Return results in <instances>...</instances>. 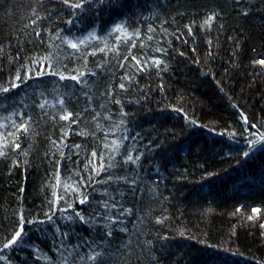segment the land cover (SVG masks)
<instances>
[{"label":"trees","instance_id":"obj_1","mask_svg":"<svg viewBox=\"0 0 264 264\" xmlns=\"http://www.w3.org/2000/svg\"><path fill=\"white\" fill-rule=\"evenodd\" d=\"M121 3L122 8L99 13L89 8L73 15V9L62 0H50L47 10L37 0H0V85L20 84L14 79L17 70L23 76L33 66V57L40 59L49 53L58 58L59 71L73 75L84 71L83 80L87 81L81 85L44 76L39 89L33 79L0 95V124L8 125L0 132L15 133V138L8 136L9 144L0 148L6 153L0 157V242L11 239L21 215L44 219L49 202L61 193L68 202H75L76 194L70 189L65 192L64 184L86 179L91 166L88 172L84 166L92 152L97 153L98 166L100 154L110 156L111 141L118 140V166L109 171L123 179L110 187H95L118 188L123 195L115 191L113 195L125 208H131L132 214L122 217L128 231L117 229L114 233L113 243L119 248H105L107 264H264V228L260 227L264 224V146L247 158L243 155L249 151L248 140L256 139L245 128L264 133V66L257 63L264 59V0ZM211 12L219 15L211 29H202ZM125 17L140 30V38L133 37L135 47L132 40L118 43L108 37V47L115 45V51L92 41L70 56L71 49L51 40L55 32L73 40L90 31L104 37ZM186 25L192 27V35ZM149 26L155 31L148 32ZM58 44L59 49L55 47ZM158 47L165 53L156 52ZM94 48L105 51L89 55ZM77 55L79 59L74 58ZM155 58L163 61L160 68L166 65V70L151 65ZM137 60L149 67L139 71ZM125 76L131 79L125 81ZM121 83L125 89L119 87ZM39 91L44 92L42 99L55 107L37 108ZM58 98L64 99L65 108L72 113L67 121L60 119L64 110L57 104ZM14 111L32 117L26 133L16 131L3 119ZM13 119L19 123L18 116ZM80 132L88 135H78ZM124 136L136 139L125 140ZM77 144L81 145L78 149L65 147ZM128 152L134 158L140 155V160L125 164ZM92 198L101 196L97 192ZM60 204L67 206L64 200ZM75 207L85 206L75 203ZM253 207L261 211L254 214ZM250 216L254 218L249 220ZM102 223L98 221L94 230L77 224L75 235L66 243L72 247L91 238L100 244L105 239L100 233L106 231ZM24 229L29 246L7 250L9 260L0 264H62L54 232L45 235L28 224ZM32 246L41 251L34 253ZM91 251L87 246L79 249L81 256ZM37 254L40 260L34 259ZM73 258L77 264H91Z\"/></svg>","mask_w":264,"mask_h":264},{"label":"snow or ice","instance_id":"obj_2","mask_svg":"<svg viewBox=\"0 0 264 264\" xmlns=\"http://www.w3.org/2000/svg\"><path fill=\"white\" fill-rule=\"evenodd\" d=\"M37 2L40 4L41 8H44L47 10V6L50 3V0H37ZM62 2L68 6L69 8L73 9V15H77L76 10H79L80 12L87 11L89 8H94L97 13H99L101 10L107 9V8H122L123 4L121 3V0H62ZM247 14V13H245ZM51 15V13H49ZM219 13L211 12L209 13L206 18L203 20L201 24V28L203 29L205 26L207 28L211 29L212 23L215 20L216 16H218ZM127 21V22H126ZM35 23V21H33ZM67 23L71 24L72 21L69 20ZM188 28V34L192 35V27L187 26ZM129 29H133L132 31H129ZM155 31L151 26L148 28V32ZM36 36L39 38L41 36V33L39 31L36 32ZM135 36L136 39L140 38V30L133 28L132 22L128 17H125L123 20H121L118 23H115L106 33L104 37H100L97 35L95 31H90L87 36L80 38L78 40L69 39L67 37L61 36L59 32L53 33L51 40L54 42L56 40L60 41V44L66 45L67 48L72 50V53H69V55H73L74 53H80L82 46H87L88 43H91L92 41L96 42H103L105 44V48L108 49V51H115L116 47L113 45L112 47H108L107 44V38L108 37H114V39L119 43L122 40H132V46L135 47L136 45V39H133ZM149 40H152V36H148ZM43 42V41H41ZM212 41L209 40V44H211ZM144 45L141 44V47ZM49 48L53 47V45L50 43L48 45ZM57 49L60 48V45L55 46ZM105 48H94L89 55H95L97 51L104 52ZM156 52H160L162 54L165 53V49L163 48H156ZM3 53V49L0 48V54ZM2 58V56H0ZM19 57H17L18 59ZM75 59H79V56H75ZM58 58H53L52 54L49 53L40 59H37L35 57L32 58V64L33 66L30 68H27L26 73L22 76L20 70L18 69L15 75V81H19L20 84L27 83L28 80H36L37 84L36 87L39 89L40 85L43 83V77L44 76H56L60 81L64 80H72L75 81L77 84H86L87 81L83 80V77L86 75L84 71H77L76 74H71L61 72L56 66ZM127 59V57H125ZM135 60V57H133ZM11 60V58H10ZM45 62H47V67H45ZM87 63V58L85 57V65ZM163 63V61L159 58H155L151 60V65L155 66L158 71L166 70V65L164 69L160 68V65ZM257 63L264 66V59L258 60ZM136 64L139 68V71H144L149 67V63H144L141 65V61L137 60ZM38 66V67H37ZM121 66H123L121 64ZM21 67H26V65H22ZM67 67V66H65ZM75 71V70H72ZM91 75H95V73H90ZM125 81L130 80L131 78L128 76H125L122 78ZM55 83V82H53ZM20 84H17L15 82H11L9 84L0 85V95L3 93H8L11 88L19 87ZM121 89H125V84L121 83L119 85ZM110 94V93H109ZM37 102L36 107L44 110L47 107H55V105L51 104L47 99H42L44 97V92L39 91L37 94ZM116 103H119V101H116ZM57 104L59 105L60 109L64 110V114L60 115L61 120L67 121L71 116L72 113L68 112L65 108V101L63 98H58ZM0 107H2V104H0ZM235 107V105H234ZM45 115H48V113L45 111ZM123 114V113H122ZM79 113H77V117H79ZM13 116H18L19 123L17 120L13 119ZM241 116L243 117L244 114L241 113ZM51 118V117H50ZM3 119L5 121L10 122L12 128L16 129V131L23 130L25 133L28 131V121L32 119L31 116H26L23 112L20 111H14L11 115L4 116ZM73 123H76V120L72 121ZM123 123V122H121ZM192 123H195V121H192ZM245 125H248V120L245 117L244 118ZM7 124H0V128H7ZM252 128H255L256 125H251ZM97 128H100V125H97ZM245 132L249 135L255 136L256 139L254 140H248V148L249 151L244 152V157L247 158L251 155L252 152H254L258 146H264V133H253L250 132L249 129L246 127ZM78 135H88V133L80 132L77 133ZM68 133L64 132V137L66 138ZM108 133H105V136H107ZM114 135V133H113ZM235 133H232L231 136H235ZM8 136H13L15 138V133L12 131H8L6 134L3 132H0V137L3 138L2 144H0V148L6 147L9 144V141L7 139ZM123 139H136L135 136L129 137L124 136ZM60 144L64 143V140H61L59 142ZM52 144L59 147V144H57V141L53 140ZM15 147H19V144H16ZM65 147H68L69 149L74 148H80L81 145H65ZM105 148H109L108 144H105ZM121 143L118 140H112L110 151L111 155L107 156L104 153H101L99 156V165L97 166L96 160H97V153L95 151L92 152V158L91 160L85 164L84 171L88 172L89 165L91 166V171L87 175V178L81 177L79 181H73L72 183H65L64 184V191L68 192L70 189L72 193L76 194L75 202H68L65 199V195L61 193L59 196L56 197L54 201H50L51 207L49 208L48 212L44 213V219H28L24 217L23 215L20 216V223L17 228H15L13 234L11 235V239L5 238L2 242V246H0V262L8 261L9 258L5 255V252L7 250H10L14 247H28L29 242L27 240L28 233L24 229V225H35L36 229L45 235L48 234L49 231H52L55 233L56 239L59 241V243L56 246V251L60 253L61 262L62 264H77L76 259H74V256H78L80 261H91V264H107V261L105 257L109 255L108 252L105 251V248H119V245H114L113 243V237L114 233L117 231V229L121 233H126L128 229L124 227V220L122 217L128 216L132 214L131 208H125L123 204H121L120 200L116 198V195L122 196L123 192H121L118 188L113 189V191L116 192V195H113V191L109 190V187L112 184H115L117 181L123 179L122 177H114L113 174L110 173V169H114L118 166V161L116 159L117 155L120 153ZM6 153L2 150H0V157L5 156ZM61 159L65 158V154L63 151L60 153ZM69 155H71V151L69 152ZM140 160V155H136L135 158L131 154V152H128L127 155L124 157V163H132L136 164L137 161ZM25 163H27L25 161ZM59 165V161L57 162ZM56 187H59L61 183L60 175H59V168L56 170ZM102 174H105L102 177ZM76 176H79L80 173L76 172ZM97 177H102L97 179ZM95 185H109V187H103L102 189H98L95 187ZM91 188L92 191L89 192L88 189ZM83 189V190H82ZM99 193L101 198L99 200L93 199V193ZM55 196V193H54ZM64 200L66 203V207L60 204V201ZM75 203H78L79 205L85 206L83 208H76ZM237 211H240L238 208ZM261 210L259 208L253 207L252 212L254 214L259 213ZM59 213V216L57 215ZM70 213V214H69ZM253 216L248 217L249 220L253 219ZM59 221V223H58ZM98 221H102L101 227L103 229H106V231H102L100 234L105 237L103 241L100 242L104 247H100V244L96 240H93L89 238L91 241L89 243V240H83L81 239L80 243L77 245H73L72 247H69V244L66 243V241H71L73 235H75V229L77 224L81 225H88L93 230L96 228ZM160 220H157V223H160ZM45 225L48 227L46 228ZM261 228H264V224L260 225ZM83 246L89 247L92 251L90 254L81 256L79 253V249ZM100 248V250H95L96 248ZM34 253H39L41 249L38 246H32L31 249ZM67 251V255H64V252ZM44 259H47V256L45 255L43 257ZM34 259L40 260V255H34Z\"/></svg>","mask_w":264,"mask_h":264}]
</instances>
